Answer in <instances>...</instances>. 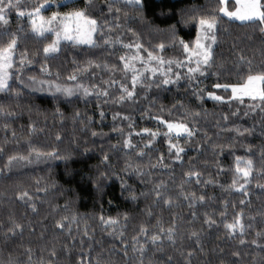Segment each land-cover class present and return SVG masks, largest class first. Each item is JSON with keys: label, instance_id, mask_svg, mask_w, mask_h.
Wrapping results in <instances>:
<instances>
[{"label": "trees", "instance_id": "1", "mask_svg": "<svg viewBox=\"0 0 264 264\" xmlns=\"http://www.w3.org/2000/svg\"><path fill=\"white\" fill-rule=\"evenodd\" d=\"M44 2L22 0L21 7L30 10ZM47 2L53 5L42 12L44 16L85 7V0ZM108 2L121 11L109 12ZM221 8V0H144L142 10L127 6L124 0H93L87 11L100 24L94 34L96 46L62 41L59 51L47 58L43 48L52 34L36 36L28 17H18L17 10H11L8 25L0 26V46L12 33L18 34L14 69H19L26 51L32 63L22 68L23 76L82 84L90 93L67 97L32 92L17 80V71L10 81L16 93H0V106L4 113H11H0V264H7L9 258L26 264L28 248L32 264H80L81 257L85 264H166L169 256L171 264H186L189 251L191 264H264V100L230 99L229 88L214 87L243 83L249 74L264 72V25L229 18ZM201 16H215L218 21L211 67L192 81L181 67V78H173L170 84H163L158 75H145L135 95L127 98L121 83L132 90V73H125L120 57L133 50L124 45L139 42L142 55L152 51L175 66L186 56L179 40L194 41ZM106 38L113 43L106 44ZM118 38L123 43H116ZM160 43L165 45L163 51L157 47ZM73 74L76 80L69 79ZM113 80L118 83L110 86ZM104 90L108 95H103ZM208 92L224 99L214 100ZM157 116L187 121L194 135H166L167 127ZM145 128L159 134L153 138L142 131ZM125 139L135 147L124 148ZM150 139L152 144L145 147ZM170 142L184 149L181 160L175 159V149L169 151ZM33 148L55 152L60 158L42 155L37 159L35 152L30 153ZM141 150L144 155H137ZM11 155L29 159L7 166ZM237 156L251 157L254 163L242 190L232 186ZM136 168L142 174H136ZM189 171L198 172L199 177L186 176ZM122 182H126L123 188ZM161 182L171 205L163 199L154 203V189ZM242 183L240 178L237 185ZM23 191L31 200L18 198ZM132 192L137 199L130 198ZM191 194H195L194 204ZM31 204L36 205L35 211ZM238 213L243 234L237 230L229 235L225 224ZM101 217H113L118 223L105 225ZM209 217L215 221L211 226L205 223ZM13 221L24 226L22 232H7ZM57 221L64 224L62 229ZM142 224L148 227V236L155 232L162 240L153 244L139 235ZM161 226L164 233L159 232ZM170 226L176 228L175 244L167 239ZM193 231L199 244L196 237L190 238Z\"/></svg>", "mask_w": 264, "mask_h": 264}, {"label": "snow or ice", "instance_id": "2", "mask_svg": "<svg viewBox=\"0 0 264 264\" xmlns=\"http://www.w3.org/2000/svg\"><path fill=\"white\" fill-rule=\"evenodd\" d=\"M93 0H85V7L84 8H75L72 10H69L65 13L58 14L57 12H53L50 17H45L42 15V10L44 8V4H40L37 7H34L30 10H25L21 7L22 0H7L5 3V0H0V26H6L9 23L8 15L11 12L13 8L17 10L18 17H25L27 16L29 18V24L31 26V32L35 34L36 36L40 38H44L46 33H54V39L51 40L50 43H47L43 48V53L45 54V58L48 57L51 53H56L59 51L60 42L62 40L64 41H71L76 44H86L90 45L92 47L96 46V41L94 39V33H96L98 30H100V24L96 18H94L92 15H90L87 11L88 7L91 6ZM125 4L127 6L134 7L138 10H142L144 7V0H124ZM45 3H47V0H45ZM237 4L239 5L235 11H228L226 8H221L220 11L225 13L228 17H234L237 20L241 22H255L259 21L261 25H264V0H237ZM108 11L112 12L113 9L116 13H119L121 9L119 7H115V5L111 2H108L107 4ZM187 22V21H186ZM217 18L215 16L206 17L201 16L198 18V23L196 24V37L194 41L191 43L185 42L183 39L179 40V43L183 46L184 52L187 54L186 60L188 61L187 65V78L189 81L196 79V74L199 73L200 75H203L205 70L207 68L211 67L212 64V58H213V46L217 42V35H216V28H217ZM129 31H132V29H129ZM172 31V37L173 41L176 40V34H175V26H171ZM261 31L264 32V27H261ZM5 34H7V28H4ZM18 40L19 36L17 33H12L10 40L3 46H0V93H16V89L12 87V84L10 83L14 73L11 71L16 64L15 60V51L18 46ZM106 44H111L113 41L111 39L106 38L105 39ZM116 43H123L119 38L117 39ZM127 48H135L137 50V54L131 57L121 56L120 59L123 61V70L125 73L131 72V84H132V90H129V88L121 83V90L122 93L126 94L127 98L131 99L135 95V88L137 84L142 83L143 77L145 75V71L152 73L154 76L157 72L161 73L162 76H164L163 84H170L175 81H173L170 76L168 75L171 73L172 69L171 67H168L166 70L163 69V65L167 63L168 65H171L174 61L168 60L165 61V59L160 56L154 54L152 51L148 52L147 60H145L144 57L139 55V50L143 47V45L139 42L135 44H127L124 45ZM161 51L164 50L165 45L164 43H160L157 46ZM140 61L142 64L145 65V70L141 71L135 67L134 61ZM152 61L157 62V67H150ZM32 63V60L28 59L27 52L21 56L19 60V69H22L25 64ZM92 62L90 61L89 64ZM177 64V67H185L183 61H175ZM194 64L195 66H191ZM17 79H20L19 75H16ZM181 78V73H176V80L178 81ZM33 81L35 78H32ZM70 80H76L77 76L75 74L69 76ZM41 83H47L51 86H54L56 92H63L66 96H72L74 91L79 90L80 88H83L84 94L87 95L90 91V89L82 84L76 85L75 88L73 87H64L60 84H56L54 81H41ZM118 83L117 81H112L110 86L113 84ZM151 85H148L150 87ZM95 87V86H93ZM216 88H231L232 98H240V97H252L257 98L259 97L261 100H264V72L256 73V74H249L243 83L238 84H216L214 85ZM199 91H197V95H199ZM103 95H108L107 90L103 91ZM207 95L209 97H212L214 100L220 101L223 100L224 97L217 96L214 92H208ZM125 95H121L120 100H124ZM0 113H4V108L0 106ZM5 115H11V113H4ZM104 113L101 112V116H103ZM120 114L117 113L116 116H119ZM196 115H199V113H196ZM116 117L114 116V119ZM125 119H128V117H124ZM157 120H160L164 125L167 127V133L166 135H169L171 137L172 133L176 134V137L179 138L182 134L187 135L188 137H192L194 135L195 129L193 127H190L187 121H172V120H163L161 117L157 116ZM227 119V117H225ZM7 127V125H5ZM143 132L149 133L153 138H155L159 133L158 132H152L150 129H142ZM237 132H239V129H237ZM244 132H250L249 129H244ZM96 133L93 132V136H95ZM59 138V137H58ZM152 144V140L150 139L148 143L145 145V147H148ZM135 145L132 144L131 140L125 139L124 140V148L126 149H132ZM172 149H175V159L181 160V153L184 152V149L178 144H173L170 142L169 151L171 152ZM35 152L36 158L39 159L42 155H46L48 157H56L60 158L56 155L55 152H49V153H41L39 149H30V153ZM137 155L142 156L144 155L143 150L137 153ZM28 156L23 155H11L8 157V165L10 166L17 160H28ZM109 157L107 155L104 156V161H107ZM160 162H163V156L160 158ZM128 168H132V165L129 164ZM254 163L251 157H241L237 156L235 160V173L236 177L233 179L232 186L233 187H239V189H243L244 185L249 182V177L253 171ZM127 170V169H126ZM136 174H142V169L136 168L135 169ZM105 173H101V176L103 177ZM186 176H196L199 177V173L196 171H189L185 173ZM243 178L244 183L237 185V181ZM94 184L97 188L100 187V184L94 181ZM126 182H122V188L125 187ZM163 187V182L160 184H157L155 186L154 192L156 201H159L160 199H163V202L165 205H171L173 203L172 199L164 198L163 192L161 191ZM41 191H43L41 189ZM18 198L23 200L25 197L28 198V200H31V197L29 196V193L27 191L19 192ZM141 195H146L145 193H141ZM192 196V203H195V194H191ZM130 198L135 200L137 199V195L135 192L130 193ZM185 199H189V196H185ZM201 201H203L204 197H199ZM32 210H36V205L31 204ZM148 215L151 216V211L148 212ZM223 215V214H222ZM193 216H195V213H193ZM125 218H127V213H125ZM68 217H62V220H67ZM75 219V217H73ZM101 220L105 225H115L118 223V221L113 217H108L107 219H104V217H101ZM13 226L7 229L8 233H11L12 235L16 234L17 230L23 231V225L20 223H17L15 221L12 222ZM159 220L157 221V224L159 225ZM205 223L211 224L215 223V221H212L211 218H206ZM175 224V221H173V225ZM56 226L58 228H63L64 224L61 221L56 222ZM226 229L228 230L229 235L234 234L237 230L240 231L241 235L244 231V225L241 221V214H237L234 221L231 223L225 224ZM149 229L146 225H141L139 230V235H143L146 239H150L153 244H156L158 241L162 240V236L160 234H157L153 232L151 236H148ZM160 233H164L165 229L161 226L159 228ZM85 235H87V232H85ZM122 237V233L120 234ZM175 235H176V228L174 226H170L167 229V239L172 242V244H175ZM196 237L197 238V244H199V237L198 233L196 231H193L190 233V238ZM8 237L6 236L5 239ZM135 242L137 240V237L132 238ZM83 243V241L81 242ZM243 243V240L241 241ZM255 244L256 241H253ZM140 251L143 253L144 251V245L140 246ZM51 255L54 257L56 256V252L52 251ZM193 255L192 251H189L187 256L185 257L186 264H191V256ZM234 256H238L239 253H233ZM27 262L26 264H32V249H27ZM172 257L169 256L167 259L166 264H171ZM7 264H24V262H21L19 260H14L12 258H9L7 261ZM49 264H51V261H49ZM80 264H85V260L83 257L80 259Z\"/></svg>", "mask_w": 264, "mask_h": 264}, {"label": "rangeland", "instance_id": "3", "mask_svg": "<svg viewBox=\"0 0 264 264\" xmlns=\"http://www.w3.org/2000/svg\"><path fill=\"white\" fill-rule=\"evenodd\" d=\"M227 1L228 0H221V2H222V7L223 8H226L228 11H235L236 10V8L239 6L238 4H237V0H233V3L234 4H231V3H229V6H228V4H227ZM42 4H44L45 6H44V8H43V10H42V12L43 11H45L46 9H48V8H50V7H52V2H47V3H42ZM231 6V7H230ZM53 12H51V13H49V14H47L48 16H45V17H50L51 16V14H52ZM58 14H60V13H58ZM222 14L223 15H225V16H227L225 13H223L222 12ZM42 15H44L43 13H42ZM228 17V16H227ZM229 18H232V19H235V20H237L236 18H234V17H229ZM29 19V18H28ZM239 21V20H238ZM50 34H52V39H54V33H50ZM95 34V33H94ZM62 41H64V40H62ZM61 41V42H62ZM71 42V41H70ZM132 50L133 51H131L130 53H128L127 55H126V57H131V56H134V55H136L137 54V50L135 49V48H132ZM51 54H53V53H51ZM139 55L140 56H142V57H144L145 58V60H147V56H144V55H142L140 52H139ZM14 56H15V54H14ZM186 56H187V54H186ZM186 56H185V58L183 59V62H184V64L186 65L185 67H183V69H185L186 71H187V65H188V61L186 60ZM166 61H168V60H166ZM134 64H135V67L137 68V69H139V70H141V71H144L145 70V65L144 64H142L140 61H134ZM150 67H157L158 65H157V62H155V61H152L151 62V64L149 65ZM191 66H195L194 64H192ZM163 69H167L168 67H171V69H172V71H171V73H169L168 75L170 76V78L171 79H173V78H175L176 77V73L177 72H180L179 71V69H181V67H177V64H175V66H171V65H168L167 63H165L163 66ZM11 71H17V74L19 75V77H20V79H17L21 84H23L27 89H29L30 91H32V92H36V93H41V94H49V95H52V94H61V95H64V96H66L63 92H56L55 91V88H54V86H51L50 87V85L49 84H47V83H41V81H50V80H47V79H35L34 81H33V79L32 78H28V77H26V76H23V70L22 69H14V67H13V69L11 70ZM145 75H149L150 77H153V75H152V73H150V72H147V71H145ZM144 75V76H145ZM155 75H158V76H160L162 79H164V76H162L161 75V73H159V72H157ZM56 84H58V83H56ZM61 86H64V87H73V88H75V86L77 85V84H74V85H62V84H60ZM230 89V91H231V88H229ZM82 94V95H84V91H83V88H80L79 90H77V91H74V93H73V95L72 96H74V95H76V94ZM89 93H90V91H89ZM88 93V94H89ZM231 94H232V92H231ZM67 97H69V96H67ZM71 97V96H70ZM245 97H247V96H245ZM245 97H240V98H245ZM250 98H252V97H250ZM172 135H176L175 133H172Z\"/></svg>", "mask_w": 264, "mask_h": 264}]
</instances>
